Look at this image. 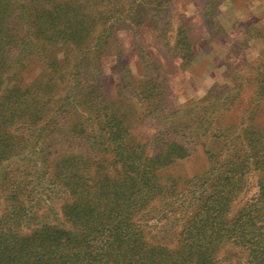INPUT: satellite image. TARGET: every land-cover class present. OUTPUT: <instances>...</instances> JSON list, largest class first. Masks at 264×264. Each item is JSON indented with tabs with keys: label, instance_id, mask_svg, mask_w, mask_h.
<instances>
[{
	"label": "trees",
	"instance_id": "obj_1",
	"mask_svg": "<svg viewBox=\"0 0 264 264\" xmlns=\"http://www.w3.org/2000/svg\"><path fill=\"white\" fill-rule=\"evenodd\" d=\"M169 10L170 0H0V264H220L224 245L242 256L225 264H264V49L245 108L216 86L170 103L145 51L141 78L121 77L122 108L105 96L109 41L149 24L163 40ZM171 51L192 55L182 25ZM34 60L42 70L28 83ZM131 119L152 134L133 137ZM191 146L206 168L175 175Z\"/></svg>",
	"mask_w": 264,
	"mask_h": 264
},
{
	"label": "rangeland",
	"instance_id": "obj_2",
	"mask_svg": "<svg viewBox=\"0 0 264 264\" xmlns=\"http://www.w3.org/2000/svg\"><path fill=\"white\" fill-rule=\"evenodd\" d=\"M208 2L170 0L169 18L164 19H169L170 26L163 40L157 38L159 30H154L150 24L135 33L119 29L100 60L105 96L122 108L123 99L118 96L121 77L141 78L142 61L148 53L158 60L159 71L155 74L163 80V94L170 103L182 105L198 100L216 86L238 91L233 104L236 109L249 106L254 98V87L247 83L253 78L247 70L264 49V42L254 36L255 32L264 33V0H214V7H208ZM179 25L185 28L192 51L185 63L175 57L177 51H171ZM41 70V63L34 60L27 65L22 78L30 83ZM239 74L241 78L237 79ZM258 103L259 129H264V98ZM130 122L135 138L150 136L153 132L147 120L142 124L132 119ZM205 168L203 148L191 146L189 155L172 168V173L190 178ZM164 243L172 246L173 237L166 236ZM216 256L220 264H225V257L232 256L234 261L242 258L237 249L229 245L221 246Z\"/></svg>",
	"mask_w": 264,
	"mask_h": 264
}]
</instances>
